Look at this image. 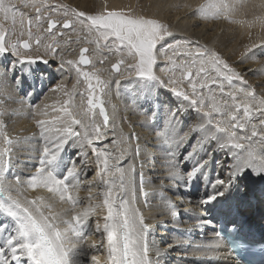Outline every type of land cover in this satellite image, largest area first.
Masks as SVG:
<instances>
[{"label":"bare ground","instance_id":"6f19581e","mask_svg":"<svg viewBox=\"0 0 264 264\" xmlns=\"http://www.w3.org/2000/svg\"><path fill=\"white\" fill-rule=\"evenodd\" d=\"M62 1L71 9L84 11L89 15L99 12L95 7V0ZM109 1H112L111 6L104 2L106 6H109H107V10L126 8L118 7L119 0ZM140 1L141 4L146 3L148 8V10L143 9L145 15L158 18L162 16V20L165 21V25L171 33L170 40L164 43L161 48L158 45L154 52L156 63L153 66V75L157 78V82L163 79L165 70L162 71L164 65L162 59L171 51H168L170 48L168 44L185 37L195 46L192 49L193 52L197 47L213 49L231 64L239 60L242 67L249 61L248 67L250 68H247L248 71L244 74V78L251 81L254 95L260 100L264 99V58H256L261 55L257 52L262 53L263 49L256 50L250 58L241 60L244 58H242L243 47L256 48V44H264V27L259 23L244 27V23L234 26L229 21L209 20L202 15L200 10L207 0ZM106 2L108 3V1ZM133 2L134 0H127L128 7ZM259 3L260 0H246L231 18L242 21V17H245V20L253 21L256 15L264 13V10L258 7ZM59 29L65 32L61 25ZM49 40L50 38H47V41ZM56 40L58 52L52 57L48 56L43 59L47 60V63L43 62L41 66L37 65V69H33L32 76L33 79L36 78V81L31 80L33 86L29 85L30 88L21 83L24 76L28 75L30 68L22 67L20 61L8 65L0 74V153H3L0 186L9 189L14 197L18 196L21 200H38L50 206V208H45L47 215L67 212L66 218L70 219L71 206L66 204V200L61 201L58 193L49 192L47 188L35 190L29 188L26 178L36 174L37 169L41 167H48L41 165L46 140L41 135L36 123L37 119H52L51 116H48L52 111L46 116L38 114V109L40 113H44L53 107V101L48 97L54 92L52 89H47L48 84L55 80L58 81L57 83H64L69 78L73 86L76 83L75 70L70 65H65V68H60V65L62 61L77 60L79 50L86 47L88 49L86 55L92 60V64L81 67L87 71H96L102 79H107L111 75L107 88L108 93L104 97L109 124L106 128L103 126V120L99 117L97 109L94 119L100 124L104 135L100 140H96L94 133L89 130L90 141L84 137V129L80 125H73V131L81 133L80 137L73 135L72 138H68L55 165L52 166L53 173L57 178H62L67 169L73 165L78 170L75 177H69L66 181L69 185H78V191L74 193L77 199L76 211L99 205L86 218L84 225L87 223L88 230L83 226L89 239L80 250L73 251L71 254L75 264H93L91 259L93 255H96L102 264H109L107 238L103 232V217L106 215V210L103 208L105 186L100 183V169L97 167L96 157L93 155V147L109 154L110 165L123 168L128 173L130 190L126 195L131 198L134 191V207L139 210L147 226L145 239L148 248L147 259L150 264H241L233 254L228 252L225 240L217 237V225L213 220L222 217L229 224L242 221L258 229L259 223L262 225L260 217L264 216V174H255L251 168L243 172L236 171V166L246 156V153L237 149L221 148L220 141L213 138V131L204 120L203 114L197 113L195 110L192 111L189 104L182 103L173 97V93L170 91L172 86L167 84L168 88L157 86L150 93L147 91L144 94L141 91L140 97L135 95L128 99L125 93L114 92L116 81H120L125 74H115L111 70V66L117 63V55L92 48L88 37L84 40L81 38L67 46L64 45L70 40L65 36L63 38L56 37ZM165 46H167L166 49ZM161 49L165 51H161ZM179 51L177 54L181 53L180 49ZM180 55L183 57L179 59V62H184V58L191 60V57H185L184 53ZM50 62H54L53 65L59 68L57 74L51 73L52 63L50 64ZM24 71L27 72V75ZM64 75L67 78H64ZM13 76L18 78L16 82H11ZM177 81H181L180 85H177L178 88L184 90L188 87L186 81L181 79ZM47 90L49 93L42 98L40 105H37L38 108L36 110L34 108L33 111L28 102H34ZM131 92H136V89H132ZM80 93L85 94L86 101L87 90L83 82L77 85L75 95L77 98L74 99L77 104L80 103ZM141 99H143V103L141 102L140 105ZM162 107L171 108L173 112L177 113L174 119L177 120L175 130L180 129L178 135L182 136L181 129L186 130L189 134L186 143L191 145L189 151L193 153L191 158L184 159L189 148L186 146L187 144H184L185 142L177 146L178 136L176 139L171 133L160 132L158 129L160 126L159 115L155 117L146 115V112L151 111H156L158 114L157 110ZM261 119H264V112L255 111L248 126L249 129L252 124L257 125L259 129ZM164 129H166V125ZM164 129L161 130L165 131ZM247 134L251 135L250 131ZM5 136L10 143H4ZM167 136L169 140L166 139ZM174 138L175 141H173ZM122 139L126 140L124 141L126 145ZM259 139V136L252 138L253 141H259ZM254 147L258 157L264 154V146L255 143ZM78 152L80 155L77 156ZM116 157H119L118 162ZM203 159H206V162L201 167ZM184 164L190 171L199 169L191 179L184 174L182 168ZM173 166L177 173L175 176L170 175ZM100 167L102 168V165ZM230 173L233 174L231 178H229ZM87 174L92 176L85 178L88 177ZM16 177L20 178L19 183H17ZM218 179L228 181L227 186L222 188L224 194L217 196L210 203H202L204 197L201 196V193H207L209 197L221 187L215 183ZM141 187H143V191H141ZM198 187H200V191L196 193ZM3 195L6 197L8 192H4ZM172 210L177 211L178 216L172 217ZM247 210L248 214H246ZM5 220L11 223L10 218L0 215V222ZM93 224V229H97V224H99L100 230H96L95 235H92L90 239ZM6 235L7 233L0 235V245L4 244ZM93 243L95 247H91ZM0 260H8L10 264H16L7 255L0 256Z\"/></svg>","mask_w":264,"mask_h":264},{"label":"snow or ice","instance_id":"6c2138e0","mask_svg":"<svg viewBox=\"0 0 264 264\" xmlns=\"http://www.w3.org/2000/svg\"><path fill=\"white\" fill-rule=\"evenodd\" d=\"M245 2L246 0H207V3L202 5L200 10L205 16L210 14L214 18H218L223 15L225 18H229ZM23 6L35 8L34 21L32 17H25V13L14 7L12 0H8L7 3L5 0H0V15L6 21L11 19L13 28L16 25L17 15L20 17L21 28H23L25 18H27L29 25L27 34L29 39L23 42L6 40L8 33L0 27V55L11 52L17 57L24 56L30 49L33 39H35L37 46H41L43 40L47 38H50L52 42L43 45L46 54L55 55L58 47L56 37L64 33L57 27L58 21L44 15V12L48 10V5L37 3L36 0H33L29 5L24 0ZM258 7L264 10V0H260ZM63 15L66 17L61 25L63 29H73L78 25L92 36L97 48L101 47L100 42L103 41L104 47H109L111 44L116 52L124 53L134 61L128 62L122 58L112 65V72L121 75L125 72L128 75L135 74L138 78L146 80L157 79L153 75V66L156 63L154 52L157 45L170 35L166 25L155 19L126 15L122 11L115 10H103L97 14L89 15L84 11L65 9ZM45 20L47 28L44 31L48 33V36L33 37L30 30L33 24L37 29H41L42 22ZM233 22L245 23V21L235 20ZM248 23H259L264 27V13L256 15L255 19ZM54 29L55 31H53ZM170 47L175 49V45H170ZM20 49H24L25 52L21 53ZM109 50L112 49L109 48ZM161 51L165 50L161 49ZM87 52V48H81L78 60L69 59L61 63V67L70 65L75 70L76 83L73 84L72 90L64 89L62 84H57L52 89V91L64 90L68 99L60 108H54V111L60 115L52 119H37V127L46 140L41 165L48 167H41L37 169L36 174L26 178L29 188L33 190L47 188L49 192L58 193L61 201L66 199L71 206L70 219L66 218L67 212L47 215L45 208H50V206L38 200H21L18 196L14 197L9 189L0 186V215L10 218L11 221V223L7 220L0 222V235L7 233L4 236V244L0 245V256H10L16 264H75L74 259L71 258L72 252L80 250L88 240L83 226L86 218L99 205L76 211L77 199L74 193L78 191V185H69L66 181L69 177H75L78 170L75 165L69 167L63 178H57L52 170V166L55 165L63 146L68 142V138L73 135L77 137L81 135V133L73 131V125H80L84 129V137L90 141L89 130L94 133L96 140H100L104 135L100 124L94 119L97 109L99 110V117L103 120V126L106 128L109 124V115L105 108L106 101L102 97L107 95L106 89L111 80V75L107 79H102L96 71H87L82 68L81 66L92 64V60L86 56ZM184 55L191 57V60H186L179 65L169 57L173 67L168 70L175 74L176 69L179 68L182 80L188 82L191 93L178 90L177 85L181 81L175 79L170 80L172 85L170 91L175 96L188 101L195 111L203 114L207 124L215 130L212 135L214 139L220 141L221 148L237 149L246 153V156L236 166V171L243 172L251 168L255 174H264V154L258 157L254 147L255 143L264 146V119L260 120L259 129L255 124H252L250 129L248 127L252 120L253 105L256 100L253 90L239 88L235 89L234 92L229 91L227 96L230 99H224L223 96L218 98L214 94L206 98L203 91L198 92V87L199 89H207L209 93L214 91L209 84L211 73H215L214 76H211V83L217 85L221 94L225 93V82L231 87L234 79L244 83L243 77L223 61L215 51L197 47L194 52L186 51ZM35 62L31 58L20 60V63L32 64ZM43 62L47 63V60H43ZM121 65L124 67L121 68ZM17 82L19 83V80ZM81 82L86 86L87 96L85 101V94L80 93V103L77 104L74 97L77 85ZM116 83L119 85L120 81L117 80ZM160 83L163 85V81ZM239 93H243V103L237 100ZM241 110L242 117L240 115ZM259 110L264 112V99L259 101ZM38 114L46 116L47 112L40 113L38 109ZM249 131L251 135L247 134ZM257 136L260 137L259 141H253L252 138ZM188 139L189 134L186 132L180 138L177 146L182 145ZM4 143H10L6 136ZM93 155H95L97 167L100 169V183L105 186L103 208L106 210V215L103 217V232L107 238L109 264H150L147 259L148 248L145 239L147 226L139 210L134 207V191L131 198L126 195L130 190V180L127 179L128 173L123 168L110 165L108 153L93 147ZM192 155L191 152L186 153L184 159L187 160ZM2 161L3 153H0V168L3 167ZM116 161H119V157H116ZM198 170L196 168L188 172L189 179ZM170 175H177L174 166ZM232 175L230 173L229 178ZM15 179L17 183L20 182L19 177ZM215 183L221 187L215 190L204 201L205 203H210L217 196L223 195L222 188L227 186L228 181L218 179ZM6 191L8 195L5 197L3 193ZM141 191H143V187H141ZM178 214L175 210L171 211L172 217H176ZM96 230H100L99 224H97ZM91 247H95V244H91ZM91 259L93 264H102L96 255H93ZM0 264H10V261L0 260Z\"/></svg>","mask_w":264,"mask_h":264},{"label":"rangeland","instance_id":"374dc122","mask_svg":"<svg viewBox=\"0 0 264 264\" xmlns=\"http://www.w3.org/2000/svg\"><path fill=\"white\" fill-rule=\"evenodd\" d=\"M106 1H108V3L106 2ZM126 1V2H125ZM5 2L7 3L8 2V0H5ZM26 2L29 4V5H31V3L33 2V0H26ZM36 2L37 3H46L47 5H48V10L46 11V12H44V15L46 16V17H50L51 19H53V20H55V21H58L59 23H58V25H57V27L59 28V26L60 25H62V22L66 19V17L63 15V11L65 10V9H68V10H71V8L69 7V5H67L66 3H64V1H62V0H36ZM104 2L106 3V4H108L109 6H111V2L112 1H109V0H95V7H97L96 9H97V11H103V10H107V6H106V4H104ZM110 2V3H109ZM123 2V0H119L117 3H118V7H126V8H124V9H120V8H118V9H115L116 11H122V12H124L126 15H132V16H143V17H145V18H150V19H155V20H157V21H159L160 23H162V24H164L165 25V21H163L162 20V16H160L159 18L157 17V16H155V17H152V16H148V15H145V13H144V11H143V9L144 10H148V8L146 7V3H142L141 4V1L140 0H134V2H133V4L130 6V7H128V5L129 4H127V0H124V2ZM12 3H13V5H14V7H16L20 12H23V13H25V17H32L33 18V21H34V18H35V16H36V10H35V8L34 7H31V6H29V7H24L23 6V3H24V0H12ZM127 4V5H126ZM200 5V4H199ZM108 6V7H109ZM103 9V10H102ZM111 10H114V8L113 9H111ZM202 15L204 16V17H207V19H209V20H214V21H217V22H223V21H229L231 24L233 23L234 24V26L235 25H238L239 23L238 22H233L234 20L236 21V19H234V18H231V17H229V18H225L223 15H222V17L220 16V17H218V18H214V17H212L210 14L209 15H207V16H205V14H203L202 13ZM245 17H242V21H245V23H244V27H246V26H249V21H247V20H245L244 19ZM0 27H2L3 29H5L6 30V32L8 33L7 35H6V40H11L12 42H16V41H20V42H23V41H25V40H28L29 38H28V31H29V25H28V20H27V18H25L24 19V22H23V28H21V26H20V17H19V15H17V18H16V25H15V27L13 28V25H12V22H11V19H9V20H4L3 19V17H2V15H0ZM47 28V22H46V20L45 21H43L42 22V27H41V29H37L36 27H35V24H33V26L31 27V31H32V33H33V37H36V36H42V37H47L48 36V33L46 32V31H44L45 29ZM62 28V27H61ZM168 29V32L170 33V31H169V28H167ZM63 30H65V32L64 31H61V32H63L64 34L63 35H60V36H57V37H59V38H63L64 36L67 38V39H69L70 40V42L69 43H67L66 45H64V46H67V45H69V44H73V42H77V41H79L81 38H83V40L85 39V38H87L88 37V39H89V41H92V42H90V45H91V47L92 48H95L96 50L98 49V51H103V52H105V53H113L114 55H117V57H116V61L118 62L119 60H121L122 58L123 59H125V60H127L128 62H134V61H132L131 60V58H129V57H127L126 56V54H124V53H118V52H116L115 51V49H114V46H112L111 44H109V47H104V42L103 41H101L100 43H101V47L100 48H97L96 47V43H95V41L93 40V38H92V36H90L88 33H87V31H85V30H82L78 25L77 26H75L73 29H63ZM53 31H55V29L53 30ZM21 33H23V35H21ZM68 36V37H67ZM85 36V37H84ZM170 37H171V33H170V35H168L167 37H165V39L164 40H162L161 42H160V44H158L159 46H160V48L161 47H163L164 46V43H166L168 40H170ZM68 40V41H69ZM179 40V41H178ZM52 41H51V39L49 40V41H47V39H44L43 40V44L41 45V46H37L36 45V43H35V39H33L32 40V42H31V47H30V49H28L27 50V53H26V55H24V56H20V57H17V56H14V55H12L11 54V52H8V53H6V54H2V55H0V74H2L3 73V70L4 69H6L7 67H8V65H11L14 61H15V63H17V62H19L21 59H28V58H31V59H34L36 62L35 63H32V64H29V63H22V67H24V68H27V67H29L30 68V70L28 71L29 73H28V75L26 74L27 72L26 71H24V73H25V75H27L26 77L24 76V79H23V81H21V83H22V85H24V86H27L28 88H30L31 86H33V81H31V80H35L36 81V78L35 79H33V76H32V74H33V69L35 68V69H37V65L38 66H41L42 64H43V59H46V58H48V56H50V57H52V56H54L53 54H51V53H47L46 54V51H45V48H44V46L43 45H46V44H49V43H51ZM175 42V43H174ZM174 42H170L168 45L170 46V45H174L175 44V49H173V48H169V50L168 51H170V52H168V54L166 55V57L164 58V59H162V62L164 63V65L162 66V71H164V74H163V79H160L159 81L161 82V81H163V85L160 83V82H157L156 80H146V79H141V78H138L135 74H133V75H128V74H126V72H125V74H124V77H122V79L120 80V83H119V85H117L116 84V86H115V89H114V92L115 93H117V94H122V93H125V96L128 98V99H130V98H133V97H135V95L137 96V97H140V92L141 93H146L147 91L150 93V91L151 90H153L155 87H157V86H162L163 88H168V86H166V84L167 85H169V86H172L171 84H170V80H173V79H175V80H178V79H181L182 80V76H181V72H180V70H179V68H177L176 69V72H175V74H173V72L172 71H169L168 69L169 68H171V67H173V65L170 63V60H169V57H171L172 58V60H174L175 62H176V64L177 65H179V64H181V63H183V61L180 63L179 62V59L181 58V57H183V55H180L181 53H185L186 51H192V49L195 47L194 45H192L191 43H190V41L189 40H186V38L185 37H183V38H181V39H177V41L175 40ZM262 43V42H261ZM176 44H178V45H176ZM191 44V45H190ZM157 45V46H158ZM191 46V47H190ZM256 48H253V47H251V46H245V47H243L242 48V58L243 59H241L242 61L243 60H245V59H247V58H250L251 57V54L252 53H254L256 50H262L263 49V52L262 53H258L257 52V54H261V55H259V56H257L256 58L257 59H262V58H264V44H262V45H259V44H256ZM166 47L167 46H165V49H166ZM109 48H111L112 50L110 51L109 50ZM179 49L181 50V53L180 54H177L178 52H180L179 51ZM164 50V49H163ZM211 51H213V49H210ZM176 51V52H175ZM20 52L21 53H24L25 52V50L24 49H20ZM57 52H58V47H57ZM56 52V53H57ZM219 55V54H218ZM185 56V55H184ZM220 56V55H219ZM185 57H187V56H185ZM221 57V56H220ZM42 58V59H41ZM36 59H38V60H36ZM221 59L223 60V61H225L227 64H229L241 77H243V80H244V83H241V81L240 80H238V79H234L233 81H232V85H231V87H229V85L227 84V82H225V93L224 94H221L220 92H219V90H218V88H217V86H214L215 84L214 83H211V76H214L215 75V73L213 72V73H211L210 74V77H209V84H210V87L214 90L212 93H209L208 92V90L207 89H199V87H198V92H200V91H203L204 92V95H205V97L207 98L208 96H210V95H216L218 98H220L221 96H223V98L224 99H230V97H228L227 96V92H229V91H235V89H239V88H244V89H249V90H252V87H251V81L248 79H246V78H244V74L248 71L247 70V68H250V67H248L249 66V61H248V63H246V65L245 64H243V67L242 66H240L241 64H240V61L239 60H237L234 64H231V63H229V61H227L226 59H224L223 57H221ZM187 59L186 58H184V61H186ZM38 61V62H37ZM56 62H57V60H56ZM52 63V64H51ZM50 64H51V73L52 74H57L58 73V71H59V68L57 67V66H55V65H53V64H55L54 62H50ZM123 65H121V67H122ZM124 67V66H123ZM54 68V69H53ZM57 68V69H56ZM60 68H65V67H61V65H60ZM61 73V72H60ZM69 73V72H68ZM67 73V74H68ZM34 74H36L35 72H34ZM63 74V73H62ZM64 74H65V72H64ZM69 75V74H68ZM167 75V76H166ZM66 75H64L63 77L64 78H67V77H65ZM18 78L16 77V76H13L12 77V79H11V82H16V80H17ZM58 81L57 80H55V81H53V82H50L49 84H48V87H47V89H53V88H55V86L57 85V84H62L63 86H64V89H66V90H71L72 89V82L70 81V79L69 78H67V80L64 82V83H57ZM186 83H188L187 81H186ZM29 85H30V87H29ZM178 85H180V84H178ZM187 85V84H186ZM214 86V87H213ZM132 89H136V92H131L132 91ZM125 90V91H124ZM178 90H180V91H188L189 93H191V88L189 87V85H188V87L187 88H185L184 90L183 89H180V88H178ZM112 91H113V89H112ZM111 91V92H112ZM52 92H54L50 97H48V98H51L52 99V101H53V107L50 109V110H48V111H46L47 113H50L51 111H52V113L51 114H48V116H51L52 118H54V117H56L57 115H60V113H57L56 111H54V108H60L61 106H63V104H64V101L65 100H67L68 99V97L65 95V92H64V90H60V91H52ZM106 92L108 93V89L106 90ZM27 93V92H26ZM47 93H49V90H47L42 96H40V97H38L36 100H34V102H28V104L32 107V109H33V111H34V108H35V110H36V108H38L37 107V105H40V103H41V100H42V98L47 94ZM152 93V92H151ZM5 95V94H4ZM28 95V94H27ZM117 96V95H116ZM104 97L105 96H103V99H104ZM173 97H175V98H177V99H179L182 103H186V104H189V102L188 101H185L182 97H177V96H175L174 94H173ZM240 97V98H239ZM256 97V96H255ZM21 98V97H20ZM77 97L75 96L74 97V99H76ZM136 99V98H135ZM105 100V99H104ZM142 100L143 99H141L140 100V105H141V102H142ZM237 100H238V102H241V103H243V100H244V96H243V93H239L238 95H237ZM259 101H260V98L259 97H256V100H255V102H254V105H253V111H252V115H253V113H255V111H259ZM208 101H207V99H206V103H207ZM143 103V102H142ZM190 105V104H189ZM143 106V105H142ZM145 106V105H144ZM191 106V105H190ZM192 107V106H191ZM141 108V107H140ZM157 107L155 106V109H156ZM154 109V110H155ZM258 109V110H257ZM194 109H193V107H192V111H193ZM255 110V111H254ZM158 111V114H157V112L156 111H151V112H146V115L148 116V117H155L156 115H159L160 116V126H159V130H160V132L161 133H166V134H169V133H171L172 134V136L173 137H175L176 138V136H178V141L180 140L179 138H181L183 135H184V133H186V130H184V129H181V134H182V136H179L178 135V133H179V131H180V129H177V130H175V123H176V119H174L176 116H177V113L174 111L173 112V110L171 109V108H168V107H162L161 109H159V110H157ZM262 112V111H261ZM198 113V112H197ZM241 114H243L242 113V110H241V112H240V115ZM215 115V114H214ZM241 117H242V115H241ZM204 120L206 121V118L204 117ZM206 123H207V121H206ZM166 125V129H164L165 128V125ZM164 127H163V126ZM162 126V127H161ZM210 126V125H209ZM168 127V128H167ZM210 128H211V126H210ZM164 129L165 131H162V130ZM172 129V130H171ZM212 129V131H213V133H214V129L213 128H211ZM170 130V131H169ZM168 131V132H167ZM175 131H176V133H175ZM237 131L238 132H240V130L239 129H237ZM76 132V131H75ZM173 132V133H172ZM129 134V133H128ZM166 134H164V135H166ZM219 135H222V134H219ZM73 136H70V138H72ZM75 137V136H74ZM168 137V136H167ZM124 138V137H123ZM173 139V141H175L176 139ZM167 140H169V137L168 138H166ZM114 140V139H113ZM123 140V139H122ZM124 141H126V140H123V143H125V145H126V142H124ZM128 142V141H127ZM186 142H188V141H185V143L184 144H187L186 146H188V150L186 151V153H188L189 151H190V146L191 145H189V143H186ZM129 145V144H128ZM63 149V148H62ZM79 153V152H78ZM76 155L78 156V155H80V153L79 154H77L76 153ZM206 162V159H203V161L201 162L202 164L201 165H203L204 163ZM182 165V164H181ZM182 168H183V170H184V174L185 175H187V173L188 172H190V170L187 168V165H183L182 166ZM194 168V167H193ZM53 170V169H52ZM88 175V177L86 176L85 178H89L90 176H92L91 174H87ZM196 177L198 176V173H197V175H195ZM195 177V178H196ZM61 178V177H60ZM63 178V177H62ZM199 185V184H198ZM201 187H202V185H201ZM199 191H200V187H198L197 189H196V193H199ZM201 196H203L204 198L202 199V200H207V198H208V196H207V193H201ZM206 197V198H205ZM66 200V199H65ZM201 200V201H202ZM67 201V200H66ZM204 201H202V203H204ZM66 204H68V202H66ZM257 204V203H256ZM255 204V205H256ZM209 211V210H208ZM210 212V211H209ZM246 214H248V210H247V213ZM216 220H217V218L215 219V220H213L214 221V223H216ZM260 221L262 222V225L259 223V227H258V229H260V228H264V216L262 215L261 217H260ZM93 227H94V224L92 225V234H90L89 236H90V239H91V237H92V235H95L94 234V232L96 231V229L94 228L93 229ZM84 228H88L87 227V223H86V225H84ZM83 228V229H84ZM85 229V230H86ZM85 230H84V232H85ZM88 230V229H87ZM94 230V231H93ZM88 239H89V237H88Z\"/></svg>","mask_w":264,"mask_h":264},{"label":"water","instance_id":"95a60500","mask_svg":"<svg viewBox=\"0 0 264 264\" xmlns=\"http://www.w3.org/2000/svg\"><path fill=\"white\" fill-rule=\"evenodd\" d=\"M82 48H86V47H82ZM79 52H80V50H79ZM87 56V55H86ZM78 58H79V56H78ZM78 58H77V60H78ZM111 70H112V66H111ZM114 73V72H113ZM115 74H117V73H115Z\"/></svg>","mask_w":264,"mask_h":264}]
</instances>
